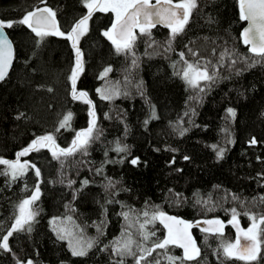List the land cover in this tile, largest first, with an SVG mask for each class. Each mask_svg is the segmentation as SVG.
<instances>
[{
  "label": "trees",
  "instance_id": "obj_1",
  "mask_svg": "<svg viewBox=\"0 0 264 264\" xmlns=\"http://www.w3.org/2000/svg\"><path fill=\"white\" fill-rule=\"evenodd\" d=\"M45 7L55 12L64 33L87 14L83 0H0V22L12 24L4 29L15 50L11 70L0 83V159L17 160L18 152L48 134L58 147L67 148L76 132L88 127L89 105L72 95L69 77L76 56L71 41L55 35L39 40L18 23L28 12ZM114 20L111 11L94 12L77 43L83 70L76 90L88 94L101 133L88 154L55 159L48 148H41L19 158L30 165L24 175L13 180L0 174V237L14 222L19 203L37 184L40 188L31 231L25 226L9 237L10 251L0 249V264H114L120 259L113 254L114 242L122 234L132 233L131 238L145 247L165 237L159 219L145 228L155 236L143 241L139 234V223L157 208L189 222L224 223L236 208L243 230L252 225L245 213L264 215V61L242 41L245 22L239 18L238 0H197L171 50H166L170 30L154 27L149 38L136 29V66L132 55H118L103 35ZM225 50L231 58L221 61ZM180 53L190 63L211 61L209 71L218 73L215 82L200 81L203 92L190 87L177 75L186 67ZM105 68L111 71L101 79ZM113 86L120 94L111 100L101 99L96 91ZM68 113L71 127L57 131ZM181 129H186L183 135ZM253 139L257 143H250ZM118 144L126 150L117 152ZM220 149L222 158L217 157ZM133 159L138 163L133 165ZM6 170L0 165V173ZM122 212H129L130 220ZM69 232L82 242L94 241L86 255H72ZM193 234L200 255L175 264H246L223 255L222 243H234L231 227L226 226L223 235L197 229ZM167 254L183 257L174 245ZM123 259L124 264H135L133 256ZM154 259L168 264L161 249L141 264H154ZM253 264H264V245L262 258Z\"/></svg>",
  "mask_w": 264,
  "mask_h": 264
},
{
  "label": "snow or ice",
  "instance_id": "obj_2",
  "mask_svg": "<svg viewBox=\"0 0 264 264\" xmlns=\"http://www.w3.org/2000/svg\"><path fill=\"white\" fill-rule=\"evenodd\" d=\"M84 7L87 9V14L79 19L72 27L71 31L64 33L59 29V26L55 19V12L50 8L37 9L36 11L28 12L22 19L18 21L19 24L27 26L38 38L43 40L46 36H61L72 43V47L75 51L76 62L72 69V74L69 79L72 81V95L73 99H81L83 103L89 105V122L86 129L77 131L72 143L67 148H60L56 145L54 136L51 134L37 137L34 139L28 147L18 152L17 160L9 161L6 159H0V165L7 166V170L4 171L3 175H11L12 179L15 180L19 176L24 175L25 170L30 165L20 163L19 158L25 156L29 152L39 151L41 148H48L52 152V156L55 159H59L60 156L69 157L77 152L83 155L88 154V147L94 140L100 136V130L97 127L95 119V111L92 106L91 100H89L88 94L84 91L77 93L76 80L79 72L83 70L81 52L77 47L78 40L87 32L88 21L96 11L108 12L111 11L115 15V20L112 23L110 29L105 31L103 35L112 42L115 46L117 54L124 53L126 55H132V65L136 66L137 59L133 52L134 44L137 36L134 30L139 29L141 35H147L151 38V29L157 25H163L170 30V39L167 41L168 48L171 50L172 42L175 38L184 32L185 26L188 24L191 14L194 9L197 8V0H83ZM239 5V18L241 21L247 22V27L241 33L242 41L245 45H250L249 51L264 61V0H238ZM5 27H12L11 23L5 24L0 22V81L4 80L9 67L11 66V43L7 36L4 34ZM151 46V45H149ZM192 56H196L197 53L192 49H189ZM180 58L184 61L186 67L182 69V72H178L177 75H181V78L192 88L198 89L203 92L204 87L200 85V81L212 83L217 79L218 73L215 71H209V65L211 61L197 60L195 63H190L185 60V54L180 53ZM225 58H231L227 50L220 53L219 59L223 61ZM260 62V61H256ZM234 65L237 63L235 59L231 60ZM255 63V62H254ZM223 66L222 64L220 65ZM175 67V65H173ZM110 68H105L100 74V78L103 79ZM100 93V98L103 100H111L115 96L119 95V89L117 86H113L107 89H97ZM126 94V93H125ZM192 99H197L192 97ZM228 114L235 116V112L232 109H228ZM153 118H155V112L153 111ZM187 115V113H186ZM72 120V114H66L60 121L59 129L70 128V121ZM147 123V121H145ZM186 129H181L180 134L183 135ZM250 143L255 144L257 141L253 139ZM215 145L213 148L215 149ZM117 152H123L126 150L125 147L117 145L115 149ZM223 149L217 151V157H223ZM187 160L188 157H185ZM133 165L137 164L138 161L133 159L131 161ZM34 167V166H32ZM99 171V170H98ZM35 175L37 178L40 177V170L35 169ZM72 182H69V186ZM84 185L88 184V181L83 182ZM113 186L112 182L109 181L107 188ZM40 198L39 184L35 186L30 197L22 200L17 206L18 214L15 215L14 222L11 224L7 234L0 237V249L4 251H10L9 248V237L17 231H22L27 226V230L31 231V223L34 221L35 216L38 214L37 210L33 207L35 202ZM233 199L237 197L233 196ZM261 201L264 202V197H261ZM111 202V201H109ZM232 217L229 223H232L237 228V239L235 243L224 242L222 243L223 255L226 258H236L245 261L246 264H253L258 262L262 258V245H264V215L256 216L250 213H245L249 216L252 221V225L247 229H240L238 226L237 216L239 213L236 208L231 209ZM125 220H130L129 212H122ZM150 213L145 211L143 216L148 218ZM159 219L160 223L168 230L167 235L162 240L152 242L150 247H145L143 243H138L133 240L132 233H127L126 236L122 234V239H118L114 242L113 254L120 257L119 260L115 261L114 264H124L125 256H133L135 258V264H141V261H146L149 256H152L153 252L157 249L164 250V254L167 257L168 264H175L177 259L180 260H194L200 255L199 248L196 247L195 241L191 239L188 229L193 227L192 224H187L182 220H178L175 217L167 216L164 212L158 208L151 213L150 219H145L143 223H139V215L137 214V223H139V234L143 241H148L151 236H155V232L145 231L146 225ZM209 224H216L218 228L216 231L223 235L222 229L223 224L221 221H207ZM183 225V228L177 227ZM129 227L132 224L129 223ZM201 231H208V229H201ZM70 236L71 233L69 232ZM241 236L247 243H241ZM60 239H64V236H59ZM70 249L73 256H84L87 251L93 247L94 241L88 240L82 242L77 240L73 246L71 241ZM133 245L136 247V251H133ZM169 245H176L183 248V257H174L167 254V248ZM137 252L140 254L137 255ZM19 264V261H18ZM27 264H33L31 260L27 261ZM154 264H161V261L154 259Z\"/></svg>",
  "mask_w": 264,
  "mask_h": 264
},
{
  "label": "water",
  "instance_id": "obj_3",
  "mask_svg": "<svg viewBox=\"0 0 264 264\" xmlns=\"http://www.w3.org/2000/svg\"><path fill=\"white\" fill-rule=\"evenodd\" d=\"M154 2H155V1H153V3H154ZM41 9H43V8H41ZM244 22H245V24H244L243 30H244V28H246V27L248 26V25H247V22H246V21H244ZM156 27H161V28H164V29L169 30L168 28L164 27L163 25H157ZM243 30H242V31H243ZM3 31H4V34L7 36L8 40H9L10 43H11V66H10L9 69H8V72H7V75H6V77H7L8 74H9V72H10V70H11V67H12L13 61H14L15 50H14L13 42H12L11 39L9 38V36H8V34H7V32H6V30L4 29ZM134 32H135V30H134ZM248 46L250 47V45H248ZM6 77H5V78H6ZM2 81H3V80H2ZM2 81H0V83H1ZM166 215H167V216H170V217H175V218H177L178 220H182V221H184V222L187 223V224H192V225H193V227H191L190 229H188V232H189V234H190V236H191V239H192L193 241H195L196 247H197V242H196L195 236H194V234H193V231H194L195 229L200 230V231H201V229H208V231H205V232H209V233H220V232L216 231V229L218 228V225H216V224H209V223H206L207 221H216V220H198V221H195V222H189V221L184 220V219H182V218H180V217H177V216H173V215H169V214H166ZM221 222H222V221H221ZM161 224H162V223H161ZM222 224H223L222 232L224 231V229H225L226 226H229V227H231V229L233 230L234 235H235V238L237 239V228L234 227L233 224H232V223H229V222H228V223H224V222H222ZM162 226L164 227L163 224H162ZM238 226H239L240 229H242V228L240 227L239 224H238ZM177 227L183 228V225H178ZM164 229H165V236H166L167 233H168V230H167L165 227H164ZM241 243H247V241H244V240H243L242 236H241ZM174 246L177 247V248H179V249L181 250L182 254L184 255V250H183V248H180V247H178V246H176V245H174Z\"/></svg>",
  "mask_w": 264,
  "mask_h": 264
},
{
  "label": "rangeland",
  "instance_id": "obj_4",
  "mask_svg": "<svg viewBox=\"0 0 264 264\" xmlns=\"http://www.w3.org/2000/svg\"><path fill=\"white\" fill-rule=\"evenodd\" d=\"M153 1H155V0H153ZM113 15H114V13H113ZM114 17H115V15H114ZM68 237L70 239L69 242L71 241L72 245L74 246L78 239H75L73 235H70V236L68 235ZM235 242H236V238H234V243Z\"/></svg>",
  "mask_w": 264,
  "mask_h": 264
}]
</instances>
